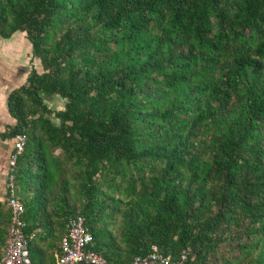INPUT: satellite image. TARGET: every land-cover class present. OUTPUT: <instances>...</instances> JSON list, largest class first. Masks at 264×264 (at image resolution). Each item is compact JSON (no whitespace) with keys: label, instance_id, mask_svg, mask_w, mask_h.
<instances>
[{"label":"trees","instance_id":"trees-1","mask_svg":"<svg viewBox=\"0 0 264 264\" xmlns=\"http://www.w3.org/2000/svg\"><path fill=\"white\" fill-rule=\"evenodd\" d=\"M18 33L43 70L9 92L0 137L26 138L15 184L34 264H57L78 215L110 264L155 247L264 264V0H0V37Z\"/></svg>","mask_w":264,"mask_h":264},{"label":"built area","instance_id":"built-area-1","mask_svg":"<svg viewBox=\"0 0 264 264\" xmlns=\"http://www.w3.org/2000/svg\"><path fill=\"white\" fill-rule=\"evenodd\" d=\"M25 143V136L18 135L10 158L11 172L8 180L9 197L7 204L12 210V218L3 254L0 256V264H27L23 255V249L28 245V238L24 231L27 222L23 220L25 207L17 194L15 184V169L18 158L24 150ZM93 241L94 235L86 224V218L82 215L71 218L67 223V231L61 239L60 255L57 264H73L76 262L110 264L106 257L91 247ZM186 258V252L182 254L180 259H173L170 255H164L155 247L154 251L149 255H138L129 264H182Z\"/></svg>","mask_w":264,"mask_h":264},{"label":"rangeland","instance_id":"rangeland-1","mask_svg":"<svg viewBox=\"0 0 264 264\" xmlns=\"http://www.w3.org/2000/svg\"><path fill=\"white\" fill-rule=\"evenodd\" d=\"M32 68L39 71L43 70L38 59L32 58L30 44L24 34H17L9 39L0 37V100L6 103L8 92L12 89L24 84L27 75ZM46 102L52 108H63L65 99L60 96L47 97ZM36 263H40V259L52 261L53 255L34 254Z\"/></svg>","mask_w":264,"mask_h":264},{"label":"crops","instance_id":"crops-1","mask_svg":"<svg viewBox=\"0 0 264 264\" xmlns=\"http://www.w3.org/2000/svg\"><path fill=\"white\" fill-rule=\"evenodd\" d=\"M2 99L3 96L1 97L0 100ZM14 124H16V119L13 116H11L8 110L7 100L5 104L2 101H0V132L5 131L8 126ZM15 143H16V137L7 138V139H3L0 137V202L2 203L3 202L5 203L8 198V192H9L8 180L11 172L10 158L14 151ZM59 246H61V240ZM30 255H31V250H30Z\"/></svg>","mask_w":264,"mask_h":264},{"label":"water","instance_id":"water-1","mask_svg":"<svg viewBox=\"0 0 264 264\" xmlns=\"http://www.w3.org/2000/svg\"><path fill=\"white\" fill-rule=\"evenodd\" d=\"M23 255H24V258H25V261L27 262V264H34L32 258H31V255H30V247H29V245L24 247ZM73 264H85V263L76 262V263H73Z\"/></svg>","mask_w":264,"mask_h":264}]
</instances>
